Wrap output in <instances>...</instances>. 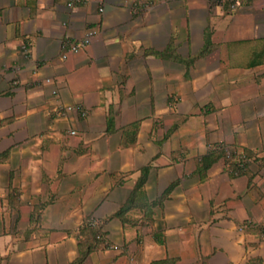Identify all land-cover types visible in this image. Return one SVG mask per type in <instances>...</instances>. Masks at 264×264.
Returning a JSON list of instances; mask_svg holds the SVG:
<instances>
[{
	"label": "crops",
	"instance_id": "0c3cea01",
	"mask_svg": "<svg viewBox=\"0 0 264 264\" xmlns=\"http://www.w3.org/2000/svg\"><path fill=\"white\" fill-rule=\"evenodd\" d=\"M263 48L264 0H0V264H264Z\"/></svg>",
	"mask_w": 264,
	"mask_h": 264
},
{
	"label": "built area",
	"instance_id": "2783aa9c",
	"mask_svg": "<svg viewBox=\"0 0 264 264\" xmlns=\"http://www.w3.org/2000/svg\"><path fill=\"white\" fill-rule=\"evenodd\" d=\"M90 41H91V40H90V36H88V37H87L86 39H84L83 41H80L79 43L73 45V46L71 47V51H72V52H78V51H80L82 48H84L85 46H87L88 44H90ZM22 49H23L24 51H27L26 46H23ZM62 58H63V59H66V58H67V55L64 54V55L62 56ZM46 82H47V83H50L51 80H50V79H47ZM54 93H56V92H54ZM78 110H79V108H77V107H74V106H68V107H64V108H62L61 111H60V114H61V116H65V115L70 114V113H72V112H77ZM71 134H72V135H75L76 132H75V131H72ZM248 160H249V159L247 158V156H246L245 154H240V155H238V157H237V164H239L240 170H243V171L246 170ZM240 170H239V171H240ZM239 171H238V172H239Z\"/></svg>",
	"mask_w": 264,
	"mask_h": 264
},
{
	"label": "trees",
	"instance_id": "16d2710c",
	"mask_svg": "<svg viewBox=\"0 0 264 264\" xmlns=\"http://www.w3.org/2000/svg\"><path fill=\"white\" fill-rule=\"evenodd\" d=\"M258 57V58H257ZM260 58H264V48L260 51V52H258V53H256V59H260ZM256 63H258L257 61H255L254 62V64H256ZM247 156V155H246ZM248 157V156H247ZM210 163H211V161H210ZM235 165V164H234ZM234 168V171H235V173H236V175H240V174H242V173H244L245 172V170L243 171V170H240V167H239V164H237L236 163V165L233 167ZM240 170V171H239ZM239 171V172H238ZM169 193V192H168ZM167 193V194H168ZM135 196V195H134ZM87 230H90V233L92 234V237H93V240H94V242L93 243H99V242H101L102 241V233H101V228H100V226H98V225H88L87 226ZM94 245H90V247L87 249V250H89L90 251V249H92V247H93Z\"/></svg>",
	"mask_w": 264,
	"mask_h": 264
}]
</instances>
